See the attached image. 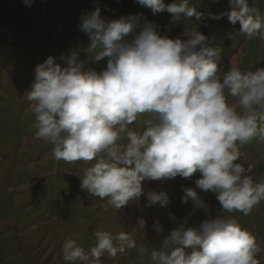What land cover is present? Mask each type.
Segmentation results:
<instances>
[{"label": "clouds", "instance_id": "obj_1", "mask_svg": "<svg viewBox=\"0 0 264 264\" xmlns=\"http://www.w3.org/2000/svg\"><path fill=\"white\" fill-rule=\"evenodd\" d=\"M153 13L168 12L201 19L203 13L189 0H136ZM31 7L32 0H24ZM229 22L248 41L259 40L264 50V17L249 0H230ZM158 26L141 14L106 20L101 8L81 14L79 30L95 52L89 59L106 61L97 72L85 67L77 52L49 56L35 67V79L27 93L29 111L37 131L33 143L51 145L57 162H93L86 168L81 188L120 210L144 194L143 182L190 178L199 171L195 188L183 189L182 202L205 215L209 206L196 189L214 193L228 213H252L264 202V180L254 181L245 167L242 149L253 140L264 142V67L242 72L229 61L218 66L221 49L214 37L196 27L175 38L161 37ZM134 38L126 40L130 34ZM99 49V51H96ZM147 116L144 129L130 127ZM150 204L167 207L166 193H148ZM171 220L177 218L169 213ZM143 220L139 228H146ZM154 231L162 235L159 220ZM95 245L87 251L68 238L62 245L66 264H103L107 254L115 258L130 249L147 255L152 264H261L264 245L237 218L206 219L199 226L176 227L159 247H148L130 232L113 236L94 232Z\"/></svg>", "mask_w": 264, "mask_h": 264}, {"label": "rangeland", "instance_id": "obj_2", "mask_svg": "<svg viewBox=\"0 0 264 264\" xmlns=\"http://www.w3.org/2000/svg\"><path fill=\"white\" fill-rule=\"evenodd\" d=\"M176 0H164L166 5ZM203 13L201 19L181 15L173 20L166 11L154 14L152 9L136 0H32L31 7L24 0H0V264H66L62 245L66 239L76 240L86 251L95 245L94 232L107 231L113 236L121 231L130 232L137 244H145L149 251L159 247L163 237L183 224L199 226L206 219L234 217L242 228L257 236L264 245V202L244 216L239 212L228 213L222 209L214 193L196 189L205 198L209 213L193 210L191 201L182 202L183 189L195 188L201 177L197 171L190 178L177 176L172 179L143 182L139 198L116 210L81 188L86 168L93 162H57L50 155L51 145L33 143L37 131L35 116L28 109L27 93L35 79V67L49 56L57 58L79 54L87 61L85 67L97 72L106 68V61L91 62L95 52L88 49L91 41L79 30L81 14L101 8L106 20L141 14V23L158 26L161 37L175 38L196 27L206 37H214L220 47L218 66L227 69L230 59L242 72L264 67V50L259 40L248 41L238 33L239 23L233 26L227 15L213 19L231 10L230 0H189ZM264 17V0H249ZM135 33L126 37L134 38ZM96 51H99L97 49ZM147 116L138 117L130 127L144 129ZM247 158L241 162L260 163L252 170L254 181L264 180V142L253 140L243 149ZM166 193L167 207L150 204L148 193ZM172 213L177 220H171ZM146 228H139V221ZM159 220L164 232L154 231ZM264 264V251L258 257ZM103 264H152L147 255L130 249L115 258L107 254Z\"/></svg>", "mask_w": 264, "mask_h": 264}]
</instances>
